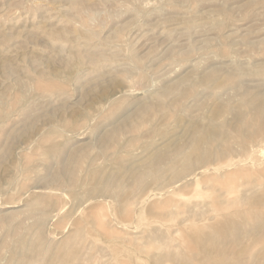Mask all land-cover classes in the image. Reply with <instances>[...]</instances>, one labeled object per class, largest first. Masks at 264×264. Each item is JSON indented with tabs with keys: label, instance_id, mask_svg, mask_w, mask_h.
I'll list each match as a JSON object with an SVG mask.
<instances>
[{
	"label": "rangeland",
	"instance_id": "1",
	"mask_svg": "<svg viewBox=\"0 0 264 264\" xmlns=\"http://www.w3.org/2000/svg\"><path fill=\"white\" fill-rule=\"evenodd\" d=\"M0 264H264V0H0Z\"/></svg>",
	"mask_w": 264,
	"mask_h": 264
},
{
	"label": "bare ground",
	"instance_id": "2",
	"mask_svg": "<svg viewBox=\"0 0 264 264\" xmlns=\"http://www.w3.org/2000/svg\"><path fill=\"white\" fill-rule=\"evenodd\" d=\"M262 107H256V110H258V109H261ZM255 110V111H256ZM221 111V108H217L215 111H214V115H216L218 112H220ZM260 112H261V110H260ZM238 115H237V118L239 117V118H243V117H246V116H248V115H250V112H249V110L248 109H243V110H241L240 112H238L237 113ZM253 114H255V112L253 113Z\"/></svg>",
	"mask_w": 264,
	"mask_h": 264
}]
</instances>
